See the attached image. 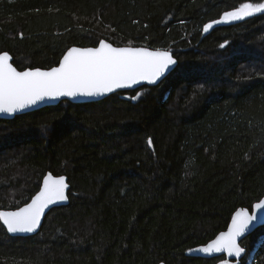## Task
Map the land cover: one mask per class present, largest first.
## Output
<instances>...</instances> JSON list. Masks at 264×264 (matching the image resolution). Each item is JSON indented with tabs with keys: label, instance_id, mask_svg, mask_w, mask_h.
I'll list each match as a JSON object with an SVG mask.
<instances>
[{
	"label": "trees",
	"instance_id": "16d2710c",
	"mask_svg": "<svg viewBox=\"0 0 264 264\" xmlns=\"http://www.w3.org/2000/svg\"><path fill=\"white\" fill-rule=\"evenodd\" d=\"M243 2L0 0V52L18 69L50 68L70 46L101 39L178 60L155 86L0 119V209L28 202L47 171L69 184L68 204L36 234L10 236L0 224V264L223 258L185 253L264 197V14L203 31ZM240 246L242 264H264V226Z\"/></svg>",
	"mask_w": 264,
	"mask_h": 264
},
{
	"label": "snow or ice",
	"instance_id": "6c2138e0",
	"mask_svg": "<svg viewBox=\"0 0 264 264\" xmlns=\"http://www.w3.org/2000/svg\"><path fill=\"white\" fill-rule=\"evenodd\" d=\"M257 13L264 14V0H245L233 10L224 12L220 20L205 24L203 31L207 32L214 24L243 20ZM11 61L12 57L7 51L0 52V113H15L45 98L101 95L141 81L154 84L176 64L167 50L132 47L131 42L127 47H113L103 40L99 42V47L68 49L59 66L49 70L28 68L18 71ZM140 95L142 93L138 92L132 99ZM151 143L149 138L148 144ZM67 189L64 176L48 173L43 177L42 187L29 203L15 211H0V222L10 233L33 232L49 205L68 199ZM259 212H264V199L252 206L251 213L246 208L238 209L227 231L220 232L206 245L188 251L206 254L226 252L228 256L239 258L245 248L240 246L238 238L249 234L257 226H264ZM220 264L231 262L221 260Z\"/></svg>",
	"mask_w": 264,
	"mask_h": 264
},
{
	"label": "water",
	"instance_id": "95a60500",
	"mask_svg": "<svg viewBox=\"0 0 264 264\" xmlns=\"http://www.w3.org/2000/svg\"><path fill=\"white\" fill-rule=\"evenodd\" d=\"M101 40L105 41L106 43H110V44H112L111 42H109V41H107V40H105V39H101ZM101 40H100V41H101ZM100 41H99V42H100ZM99 42H98V44L95 45V46L82 47V46H75V45H73V46H70L68 49H70V48H72V47H76V48H95V47H99ZM112 45H113V47H127V46H129V45L117 46V45H114V44H112ZM131 46H132V47H147V46H142V45H139V46H133V45H131ZM147 48H148L149 50H155V49L167 50V51H169V52L171 53V55L173 56L172 52H171L170 50H168V49H165V48H150V47H147ZM68 49H67V50L63 53V55L60 57L58 63H57L56 65L50 67V68L26 67V68H24V69H18V68L13 64L12 61H11V63L13 64L14 67L17 68L18 71H24V70H26V69H28V68H32V69L40 68L41 70H49V69H51V68H53V67H58V66H59L60 61L63 59V56L67 53ZM2 52H4V51H2ZM9 54H10V53H9ZM10 56H11V54H10ZM11 57H12V56H11ZM173 58L176 60V64L173 65V66H171V71L176 67V65H177V63H178L177 58L174 57V56H173ZM12 60H13V58H12ZM171 71L167 72L163 77H161V78H160L156 83H154V84H150V83H148L147 81H141L139 84L131 85L130 87L118 88V89H115V90L112 91V92L104 93V94H101V95H95V96L77 95L76 97L60 96V97H57V98H45L43 101H40V102H38V103L35 104V105H31V106H29V107H27V108H25V109L18 110V111L15 112V113H11V114H9V113H0V119H11V118H13L14 116L19 115V114H24V113L32 112V111H34V110H38V109L43 108V107H46V106L56 105V104H58L60 101H63V100H68V101L71 102V103H88V102H95V101L102 100L103 98H105V97H107V96H109V95H111V94H113V93L119 92V91L135 90V89H137V88H139V87H141V86H144V85H147V86H155V85L159 84V83L161 82V80H163V79H164V78H165V77H166ZM48 173H51V172H50V171H47V172L44 174V176L47 175ZM52 174H53V173H52ZM53 175H54V174H53ZM44 176H43V177H44ZM54 176H61V175H54ZM62 176H64V175H62ZM43 177H42V180H41V183H40L39 189L35 192V194H36V193L40 190V188L42 187V184H43ZM64 177L66 178V182H67V184H68L67 177H66V176H64ZM68 190H69V184H68V189H67V195H68ZM35 194H34V195H35ZM34 195H33V196H34ZM261 199H264V197H262ZM261 199H260V200H261ZM260 200H259V201H260ZM30 201H31V198H30V200H29L28 202H26V203H29ZM259 201H256L255 203H257V202H259ZM68 202H69V199H67V200H65V201H59V202H56V203H54V204L49 205V206L44 210V214L41 216V220H40V224H39V226H38V227L36 228V230L33 231V232H16V233H10V232L7 231L6 226H4L2 222H1V224H2V226L5 228V230L7 231V233H8L10 236L24 237V236L34 235V234H36V233L39 231V229H40V227H41V225H42V222H43V220H44V217H45V215L49 212L50 209H52L53 207H58V206L66 205V204H68ZM255 203H254V204H255ZM254 204H253V205H254ZM253 205H252V206H253ZM23 206H24V204L21 205L20 207H23ZM16 209H17V208H15V209H0V211H15ZM238 209H240V208H238ZM238 209H236V210L233 212V214H234ZM246 209H247V208H246ZM248 210H249V209H248ZM251 211H252V208H251V210H249V212L251 213ZM233 214H232V216H233ZM232 216H231V218H232ZM258 216H259L261 222L264 223V212H259V213H258ZM231 218H230V221H229V223H228V225H227V228H228L229 224L231 223ZM258 227H259V226H257L256 228H258ZM227 228H226L225 230H223V231H227ZM256 228H255V229H256ZM223 231H221V232H223ZM253 231H254V230H253ZM253 231H251V232H253ZM251 232H250V233H251ZM219 233H220V232H219ZM219 233H218V234H219ZM250 233H249V234H250ZM218 234H217V235H218ZM249 234H246V235L243 236L242 238H238V243L240 244L241 240H242L244 237H246L247 235H249ZM217 235H216V236H217ZM216 236H215V237H216ZM215 237H214V238H215ZM214 238H213V239H214ZM211 240H212V239H211ZM211 240H210V241H211ZM208 242H209V241H208ZM208 242H207V243H208ZM207 243H205V244H203V245H199V246H197V247H195V248H192V249H197V248H199V247H201V246L206 245ZM185 254H186L187 256H195V257H202V258H214V257H220V256H223V258L220 259V260H218L215 264H220V261H221V260H228V261L231 262V264H242V258H243V256H244L245 252L242 253L241 256H240L239 258L234 257V256H228V254H227L226 252L206 254V253L199 252V251H194V252H189V251H187ZM159 264H164V263L161 262V263H159Z\"/></svg>",
	"mask_w": 264,
	"mask_h": 264
},
{
	"label": "rangeland",
	"instance_id": "374dc122",
	"mask_svg": "<svg viewBox=\"0 0 264 264\" xmlns=\"http://www.w3.org/2000/svg\"><path fill=\"white\" fill-rule=\"evenodd\" d=\"M230 22H233V21H230ZM222 23H229V22H222Z\"/></svg>",
	"mask_w": 264,
	"mask_h": 264
},
{
	"label": "bare ground",
	"instance_id": "6f19581e",
	"mask_svg": "<svg viewBox=\"0 0 264 264\" xmlns=\"http://www.w3.org/2000/svg\"><path fill=\"white\" fill-rule=\"evenodd\" d=\"M138 89V88H137ZM39 188V187H38ZM1 224V223H0Z\"/></svg>",
	"mask_w": 264,
	"mask_h": 264
}]
</instances>
